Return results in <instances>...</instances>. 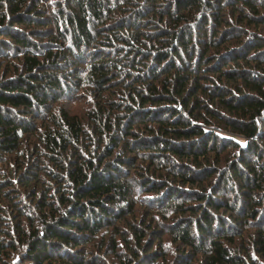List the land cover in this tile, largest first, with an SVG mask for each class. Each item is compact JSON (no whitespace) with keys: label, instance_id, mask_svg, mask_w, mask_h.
<instances>
[{"label":"trees","instance_id":"trees-1","mask_svg":"<svg viewBox=\"0 0 264 264\" xmlns=\"http://www.w3.org/2000/svg\"><path fill=\"white\" fill-rule=\"evenodd\" d=\"M0 165V264H264V0H0Z\"/></svg>","mask_w":264,"mask_h":264},{"label":"rangeland","instance_id":"rangeland-1","mask_svg":"<svg viewBox=\"0 0 264 264\" xmlns=\"http://www.w3.org/2000/svg\"><path fill=\"white\" fill-rule=\"evenodd\" d=\"M75 108H82L80 105H75L74 106ZM1 166V165H0ZM144 211V208H140L139 207V209L137 210V212H138V214H141L142 212ZM146 220V223L148 222V219H145ZM111 231H108V232H106V235L105 234H102V235H100L99 237H98V240H96V243H95V245L92 247V249H93V252L95 253V254H98V256H99V260L101 261V262H104V264H113L114 262V260H112V258L111 257H104V254H106V251H103V252H101V253H98L97 252V246L99 245V240H102L103 239V241H105L106 242V240H114V241H116L117 240V238L116 237H113V235H112V233H110ZM115 243H117L118 245L120 244V243H118V241H116ZM166 246H169L168 245V243L166 242V243H164ZM170 247V246H169ZM115 264H117V263H115Z\"/></svg>","mask_w":264,"mask_h":264}]
</instances>
